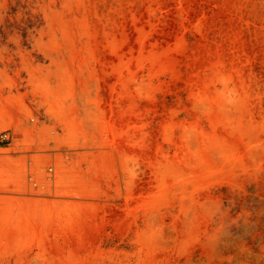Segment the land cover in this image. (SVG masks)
Segmentation results:
<instances>
[{
	"label": "rangeland",
	"instance_id": "obj_1",
	"mask_svg": "<svg viewBox=\"0 0 264 264\" xmlns=\"http://www.w3.org/2000/svg\"><path fill=\"white\" fill-rule=\"evenodd\" d=\"M0 264H264V0H0Z\"/></svg>",
	"mask_w": 264,
	"mask_h": 264
},
{
	"label": "built area",
	"instance_id": "obj_2",
	"mask_svg": "<svg viewBox=\"0 0 264 264\" xmlns=\"http://www.w3.org/2000/svg\"><path fill=\"white\" fill-rule=\"evenodd\" d=\"M0 141L8 143L9 137L7 136V134H5V133L1 134L0 135Z\"/></svg>",
	"mask_w": 264,
	"mask_h": 264
}]
</instances>
